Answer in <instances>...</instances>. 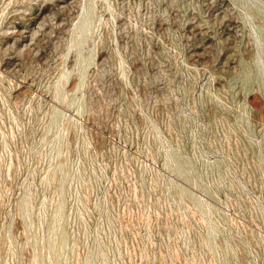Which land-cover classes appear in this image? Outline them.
Instances as JSON below:
<instances>
[{
  "label": "rangeland",
  "instance_id": "obj_1",
  "mask_svg": "<svg viewBox=\"0 0 264 264\" xmlns=\"http://www.w3.org/2000/svg\"><path fill=\"white\" fill-rule=\"evenodd\" d=\"M0 264H264V0H0Z\"/></svg>",
  "mask_w": 264,
  "mask_h": 264
}]
</instances>
